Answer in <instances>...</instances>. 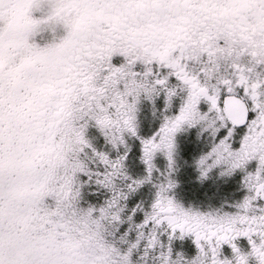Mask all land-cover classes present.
<instances>
[{"label":"snow or ice","instance_id":"obj_1","mask_svg":"<svg viewBox=\"0 0 264 264\" xmlns=\"http://www.w3.org/2000/svg\"><path fill=\"white\" fill-rule=\"evenodd\" d=\"M0 264H264V0H0Z\"/></svg>","mask_w":264,"mask_h":264},{"label":"rangeland","instance_id":"obj_2","mask_svg":"<svg viewBox=\"0 0 264 264\" xmlns=\"http://www.w3.org/2000/svg\"><path fill=\"white\" fill-rule=\"evenodd\" d=\"M44 38H47V34H44ZM187 178L188 174L185 172H181L178 175V179L181 181V185L177 189V195L178 197H181V202L184 203L185 206L189 202L196 204L199 203L201 208L203 209L204 205L207 203H212V204H217L218 199L212 198L211 200H205L203 197H201V192L203 191L202 189H196L194 183H187ZM195 189L196 196L201 197L199 200L196 199H189L191 196L192 190ZM210 191V190H209ZM241 247H243L245 250L247 249V244L241 243ZM173 248L175 250L182 251L186 257H191L195 253V248L192 245L191 241L184 240L182 242H174L173 243ZM223 254L224 256H229L230 255V249H228L226 246L223 248Z\"/></svg>","mask_w":264,"mask_h":264},{"label":"flooded vegetation","instance_id":"obj_3","mask_svg":"<svg viewBox=\"0 0 264 264\" xmlns=\"http://www.w3.org/2000/svg\"><path fill=\"white\" fill-rule=\"evenodd\" d=\"M185 240L190 241V240L187 239V238H186ZM241 243L247 244L246 241H244L243 239L240 240V244H241Z\"/></svg>","mask_w":264,"mask_h":264}]
</instances>
